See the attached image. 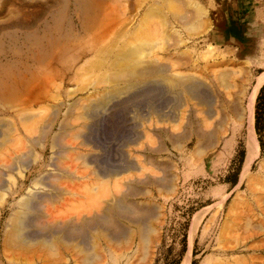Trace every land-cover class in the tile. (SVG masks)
Wrapping results in <instances>:
<instances>
[{"label": "rangeland", "instance_id": "374dc122", "mask_svg": "<svg viewBox=\"0 0 264 264\" xmlns=\"http://www.w3.org/2000/svg\"><path fill=\"white\" fill-rule=\"evenodd\" d=\"M155 1L160 0H95L110 5L117 19L104 25H85L74 13L79 5L76 0H0V173L2 168L13 180L18 178L16 172L11 174L6 169L11 153L23 148L26 137L41 133L43 124L53 116V106L60 102L64 104L62 114L57 117L51 135L61 133L59 125L63 122L71 126L65 127L66 137L63 135V138L67 142L64 144L73 145L80 150L79 153L84 152L81 155H89L90 152L97 155L100 164L116 166L122 155H130L128 157L137 161L143 159L138 153L140 147L131 144L139 134L143 138L141 143L154 151L150 155L160 161L172 176L168 184L170 189L157 184L143 185V193L128 198L139 206L149 208L140 215H148L152 210L155 213V218L151 220L155 231L149 235L150 242L142 246L138 240L133 244L126 240L119 243L106 240L107 243L101 241L99 244L96 241L92 245L90 259L89 253L82 252L79 247L68 249V246L60 245L56 248L58 252H54L56 249L36 248L32 251L25 247H7L5 234L11 230L8 228L12 226L11 220L19 218L17 212L21 207L18 202L22 195L19 197L7 192V189L1 190L3 181L9 178L0 174V195L7 194L5 200H0V264H29L33 261L43 264L39 261L40 257L46 258L44 261L47 264H182L189 250H192L191 264H264V85L255 104L259 152L244 180H241L246 158L243 143L237 144L233 153L226 157H220L218 151L211 153L201 168L194 136L189 141L184 139L174 145L172 135L181 137L185 131L168 122L159 123L156 112L170 110L165 100L155 98L152 103L156 111H149L148 101L140 97L149 84L141 86L140 90L128 89L130 82L131 86L142 80L153 81V78L143 76L142 68L148 66L158 72V80L179 73L186 78L197 77L221 91L231 79L244 76L247 94H252L260 76L264 75V0H189L207 10V16L200 25L196 24L190 30L177 25L178 33L157 16L143 20V17L146 18L143 15L145 10L138 11V8H146ZM176 1L160 3L163 7L181 10L182 3ZM63 10H66L65 15L63 12L60 20L59 13ZM223 11L228 15L224 16V22L219 18V12ZM133 47L143 49L141 57L137 58V65L132 59L135 57L126 56L125 60L124 56H120L129 53ZM181 59L190 63V70L178 69ZM224 61L227 63L223 65ZM15 84L18 85L19 99L16 106L3 99L6 89ZM118 87L124 95L109 102L105 112L102 110L89 120L87 109L103 103L114 93H121ZM183 95L186 101L188 96ZM14 107L16 109L11 110ZM195 109L194 117L208 130L212 124L203 113L204 109L198 106ZM6 110L8 113L4 115ZM183 111L180 110L181 113ZM83 124L89 125L91 130L84 128ZM155 127H166L168 133H155ZM79 132L92 133L98 148L87 144L83 146V139L75 137L82 135ZM15 138H19L18 141ZM49 146L44 156L45 166L52 156ZM65 153L56 156L59 159L57 162L76 176L73 180L53 181L65 193L53 204L44 202L45 210H50V223L88 217V210H95L92 206L98 198L106 195L108 190L116 192L117 187L113 188L119 183L110 180L106 184L107 181L103 183L92 175L90 171L94 172L95 166L86 167V162L77 158L78 151L71 149ZM195 158L199 162L194 165ZM189 161H192L191 165ZM188 164L194 168L190 169ZM145 169L152 171L150 166ZM46 171H51V168L43 167L41 173ZM155 173L163 178L165 176L163 172ZM36 178L29 177L27 184L30 185ZM234 181H237L235 186ZM70 212H73L72 215ZM201 215L203 218L193 233L191 246L190 232L195 218ZM40 222L45 224L47 220L41 218ZM122 223L133 233L130 236L135 237L139 227L130 225L127 220H122ZM97 233L91 232L94 237Z\"/></svg>", "mask_w": 264, "mask_h": 264}, {"label": "bare ground", "instance_id": "6f19581e", "mask_svg": "<svg viewBox=\"0 0 264 264\" xmlns=\"http://www.w3.org/2000/svg\"><path fill=\"white\" fill-rule=\"evenodd\" d=\"M94 1L95 0H92L90 2L89 0L88 1L76 0L77 3L79 2V5L76 6V9H74V13L82 23H84L85 25H100V24L104 25L105 23L107 24L109 22H114V20L117 19V16L113 15L114 14L113 8H111L110 5L109 7L108 5L106 6L103 3H100V2L98 3ZM160 1H165V0H160ZM160 1H155L153 2V4L148 5L146 8H138V11H140L141 9L145 10L143 15L146 18L143 17V20L157 16V19L159 18L160 20H162V22H164L166 26H168L171 30L176 31V33H178V30L175 28L177 25L181 26L185 30H190L189 28L194 27V25L196 24L200 25L203 19L206 18L207 16V10H205L202 7H199L198 4L191 2L189 0H177V1L175 0L176 2H179L180 4L182 3L181 10L179 9L172 10L169 7H163ZM65 11L66 10H63L62 12L59 13L60 20H62V17H63L61 16V14L64 12L63 15H65ZM224 13H225L224 11L219 12V18L221 19L222 22H224V16L228 17L227 13L225 14ZM67 14L70 15L68 11H67ZM143 20L141 18V22ZM138 27H139V24H138ZM148 28H149V25H148ZM130 49H131L130 52L129 53L127 52L128 54L125 52V55L123 54L120 56L121 57L124 56V59L126 56L135 57L136 60L135 58H132V59L134 60V62H136V65H137V63H139L137 62L138 60L137 58L139 56L141 57L140 54L143 53L141 52V50L143 49H140V47H137V48L133 47ZM127 50L129 51V49H126V51ZM170 57H171V54L169 55V59ZM180 58H182V54ZM129 60H131V58H129ZM180 61H181V65H179L175 61L176 65H179L178 69L180 68H186V70L191 69L190 63L188 61H185L184 59H181ZM226 63L227 62L224 61L223 65ZM142 70H143V76H145L146 79L153 78L152 79L153 81L151 80L143 81L142 80V82L140 81V83L138 84L134 82L135 84L131 86H130V83H131L130 82L128 89L129 90H136V89L140 90L141 86L149 84V87L147 88V90H145L144 93L140 95V97H142L144 101H148L149 111L150 110L156 111L155 110L156 108H154V105L152 102L155 98H158V97L159 98L162 97V99L165 100L166 105L170 106V110H168L167 112L162 113L159 111V112H156V114H158L157 118H158L159 123L168 122L169 124L180 126V128H182L183 131H185V135L181 137L172 135L171 140L173 141V144L176 145L179 143V141H182L184 139L188 140L191 136H194L196 140L195 152L198 155L199 161L201 163L200 165L202 168L203 165H205L204 164L205 159L209 158L211 153L218 151L220 157H226L233 153L237 144H239L240 142L243 143L246 149V158H245V163H244V169L241 175V180H244L249 173L252 162L254 161L255 157L258 155V152H259L258 139L256 135V130H255V104H256V98L259 93V90L264 85V75L260 76L258 80V84L253 90V93L248 95L246 91V81H245V78H243L244 76L231 79L230 82L226 84V87L223 89V91H221L218 88L214 87V85L213 86L208 85L207 83L204 82V80L202 81L200 79H197V77L196 78L195 77L186 78L184 76L178 75L179 73H177L174 75L170 74L171 76L168 75V76L161 77L160 80H158V78H156L157 71L155 69L147 66V67L142 68ZM173 71L176 72V70H173ZM140 76L142 77V74L141 75L139 74V77ZM137 77L138 76H136L135 78ZM154 78H156L157 80H155ZM151 84H155V85H151ZM127 85L128 84H126V86ZM183 93L187 94L188 96V99H186V101L183 98L184 96ZM121 95H124L122 91L121 93H117V94L114 93L112 96L107 98L103 103L101 102V104H97L87 109L86 117H88V119L94 118L100 112H102V110L105 112L108 103L113 100H118ZM3 99L5 101L10 102L14 106H16L15 104L18 103V100H19L18 99V85L15 84L7 88L3 96ZM5 104H8V103L6 102ZM6 106L8 108V105ZM63 106H64L63 103H60V102L58 104L56 103L55 106H53L54 108L53 116L50 117L51 119L48 122L45 121L46 123L43 124L42 130L40 131L41 133L36 134L35 133L36 131L34 130L33 132L36 135L35 136L31 135V136L26 137L25 138L26 143L24 144L23 148L21 147V149L19 148V150L15 149L16 151H13L11 153L10 158H9L10 164L9 166L7 167L5 166V167L9 171H11V174L12 172H16L18 178L16 177L17 179L13 180V177L11 178V176H8L5 173V171L1 168V173H0L1 176H6L7 178H9L3 181L4 185L1 187V190L7 189L6 190L7 192L11 193L12 195H18L19 197L22 195L21 196L22 198L18 202L19 206L21 207V210L17 212L19 218H13V220H11L13 221L12 226H9V227L6 226L10 228L11 230L10 232H8V234H5L4 243L7 245V247L13 246L17 249L25 247V249L27 250L32 249V251H34L36 248L38 250L41 248V250L49 251L51 249H56L60 245H62L63 247L68 246L67 247L68 249L69 248L78 249L79 247V248H82L81 249L82 252L89 253L90 259H92L91 254H90V252L93 250L92 245L96 241L99 244L101 243V241H105V243H107L108 241L106 242V240H109L110 242H113V243H117V242L119 243V242H122L123 240H126L127 243L133 244L134 242H137L138 240V241H141V245L144 244V246H146V243L150 242L149 235H151V233L155 231L152 225L153 222H151V220L152 218H155L156 215L153 212V210L151 212H148L147 213L148 215H140L139 213L149 208L145 206H139L135 202L129 201L128 198L130 196H137L143 193V189L141 188V186L143 185L157 184L159 186L163 185L166 189H170L168 184L171 181L172 176L168 174V172L166 171L167 169L166 167L165 168L162 167L163 164L160 161L155 160V158L152 155H150V153L154 151H151L152 149H149L150 147L148 148L147 145H145V143H141L143 138L139 134L135 136L131 144L132 145L134 144L140 147V149H138L139 150L138 153L142 156L141 157L143 158L142 160L137 161L135 158L128 157L130 155L128 156L122 155L118 165L107 166L105 164L104 165L100 164L99 157L97 155L91 154V152L89 155H85V156L81 155V153H84V152L79 153L80 150H76L73 145L64 144L65 142L64 139L66 138H63L64 137L63 135H65L66 137V134H64V131H65V127L68 126V125H65L66 124L65 122L59 125L61 133H58L56 135H53V134L51 135V130L55 126V122L57 120V117L61 113ZM196 106L204 109L203 113L205 114L207 120L211 122L210 124L212 125H210L211 127H208V130L202 127L201 122L197 119V117H194L196 114V109H195ZM14 109H16V107H14L11 110H14ZM72 109L73 108L71 107L69 109V112ZM180 110L182 111L184 110V111L181 113ZM7 113H8V110L3 112L4 115H6ZM148 114L150 115V113ZM85 125L86 124H83V127L87 128L90 131L91 127L89 125H86V126ZM68 127H71V126H68ZM154 131L155 133L158 131L168 133V130L166 129V127H164V129H158L157 127H155ZM79 133L82 134V132H79ZM75 137H77V140H79L80 138L83 139V143H81L83 146L87 144L90 146L92 145V148H98V146L96 145L94 141L95 137L92 135V133H85L82 135L77 134ZM18 139H16L15 141H18ZM23 143L21 144V146L23 145ZM80 145H77V146L79 147ZM48 146L52 150V156L50 158L49 164L45 166L43 164L44 156L46 154V151L48 150ZM92 148L90 147V149ZM71 149L72 150L74 149L75 152L78 151L79 154L76 153V155H79L77 156V158L78 157H79L78 159L82 158L83 159L82 162H86L84 163L86 164V167H88V165L91 166V168L93 165L95 166L94 172L93 170L90 172L93 173L92 175L97 176L96 178H100L103 183L107 181L106 184H108L110 180H117L116 182L119 181V183L118 184L116 183L117 184L116 185L113 182L116 185L114 186L113 189L117 187L116 192L114 190L113 191L108 190L106 195L102 196L101 198L99 197L100 199L98 198V202L96 204L93 202L95 205L92 206V209H95V210H92V211L88 210V212L90 213L89 216L91 217L83 216V217H80V219L70 218L68 219V221H63V223L58 222V221L57 222L53 221L52 223H50V221L48 222V217H51L49 214L50 210L49 211L45 210L43 204L44 202H47V201L53 204L56 201H59V198L61 197V195L65 193V191L60 189V187L58 188V186L55 183H53V181L58 182L59 180L61 179L64 180L65 178L66 179L71 178V180H73L74 179L73 176H76L69 170L63 169L62 166L58 164L57 161H59V159L56 156L65 153L67 150L69 152V150ZM193 156H196V155L194 154ZM191 158H193L192 155H191ZM196 160H194L195 162L193 161L194 165L199 162L198 160L197 161ZM213 161H211V164L213 163ZM190 162L192 161H189V164ZM189 164L188 166L190 167L191 164L190 165ZM7 165H8V162H7ZM146 166H150L152 168V171L151 170L149 171L150 168L148 170L145 169ZM184 166H187V165H184ZM43 167H48L49 169L51 168V171H46L42 174L41 172L43 170ZM192 167L194 168L193 165ZM192 167H190V169ZM154 171L159 172V174L160 172H163L165 175L164 178L158 175V173L156 174ZM32 176H36L38 178L34 179L31 182V184L28 185L27 184L28 179L29 177H32ZM104 185H101V186H104ZM6 195L7 194L0 195V200H5ZM80 204L81 203H79V205ZM91 205L89 207H91ZM42 207L44 209H42ZM201 217L202 215L196 217L194 220L195 223H193L194 224V226L192 227L193 230L192 232H190L192 233L190 234V237H191L190 245L191 246H192V240L194 238L193 233L197 231L196 229L198 228L200 224V220L203 218ZM41 218L46 219L48 223L46 222L45 224H43L42 222H40ZM122 220H125V221L127 220L130 223V225L136 224V226L139 227L138 232L140 234L138 235V232H137L135 234V237L130 236V233L132 232L130 231L129 228H127L128 227L127 225L122 223ZM91 232H94V233L98 232L97 233L98 235L94 237V235H92ZM57 250L58 249H56L54 252H56ZM18 251L20 252V250ZM24 252H26V250ZM41 252L42 251H40L39 253ZM66 257L68 256L66 255ZM191 258H192V250H189L182 264H191L192 263ZM44 259L46 261V258ZM44 259L43 257H40L39 261H42L43 264H47L44 261ZM49 259L50 258H48V260ZM29 264H39V263L33 261V262H30Z\"/></svg>", "mask_w": 264, "mask_h": 264}, {"label": "trees", "instance_id": "16d2710c", "mask_svg": "<svg viewBox=\"0 0 264 264\" xmlns=\"http://www.w3.org/2000/svg\"><path fill=\"white\" fill-rule=\"evenodd\" d=\"M264 92V88L262 89V93ZM256 127L258 128V121H257V124H256ZM234 186L237 185V181H234Z\"/></svg>", "mask_w": 264, "mask_h": 264}]
</instances>
